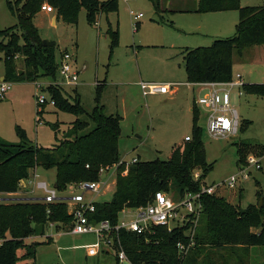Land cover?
<instances>
[{
	"label": "rangeland",
	"instance_id": "374dc122",
	"mask_svg": "<svg viewBox=\"0 0 264 264\" xmlns=\"http://www.w3.org/2000/svg\"><path fill=\"white\" fill-rule=\"evenodd\" d=\"M8 1L14 2L0 0L1 30L9 29L18 22L8 8ZM172 1L160 0L163 19L156 14L150 0H116V10L100 11L94 18L86 10L78 9L75 23L59 16L55 8L52 12H43L41 7L47 3L44 2L40 12L33 18L41 38L56 43L58 60L65 51L75 59L79 81L74 86H63L61 90L65 95L71 98L78 95L86 113L91 112L99 100L106 114L121 117L119 155L126 162L134 158L141 161L168 160L176 146L183 144L186 137H193L195 101L209 92L205 85L196 86L194 91L191 85L188 86L181 52L188 47H209L215 36L208 30L209 22L200 20L203 18L202 13H175L169 10L175 7L176 1L171 6ZM241 4L264 6V0H241ZM132 14H142L143 17L137 23ZM54 16L56 22L53 24ZM237 23L231 26V34L223 38L235 35ZM114 33L118 37L116 46L113 45ZM16 64L22 66V60L16 61ZM4 74L5 54L0 52V78ZM237 75L242 76L243 84H264V45H249L243 49L242 55L234 54V80ZM50 81L49 78H40L33 82H12V91L5 99H0L2 142L19 144L21 138L18 129H22L29 143L52 148L58 140L64 138L77 119L89 122L86 114L75 116L50 104L39 109V97L44 96L48 101L51 99L47 86ZM141 82L181 84L178 85V92L170 99L169 95L144 96ZM37 84L40 85L38 90ZM231 98L232 107L240 115L241 127L238 135L230 139L208 134L204 108L197 107L198 125L203 129L207 161L214 165V170L204 182L207 185L221 183L216 195L246 210L250 205H257L260 195L264 193V154L261 153L264 146V97L246 94L242 89L234 88ZM53 124H58V130L53 129ZM235 144L243 150L240 162ZM252 156L260 160L261 169L249 167L250 176L243 179L239 172L247 168L248 158ZM55 172L53 169L47 173L49 177L41 169L37 172L40 176L31 173L17 195L29 196L31 199L43 198L46 192L39 184L45 183L49 190H53L52 178ZM237 174L238 181L230 188L228 180ZM177 189L172 184L170 194L177 195ZM115 190L116 184H112L99 194L88 193L86 197L96 202H105L111 200ZM71 193L77 194L80 191L68 186L60 196H70ZM7 198L5 201L9 203L12 199ZM134 215V210H128L121 213L119 218L131 220L135 218ZM73 225L74 221L71 226L60 231L58 225H50L44 236L28 239L27 244L37 243L36 253L34 258H22L23 264H117L116 255L112 251L106 250L97 256H90L88 246L97 241V236L94 233L74 234ZM239 250L236 249L237 255H241L246 263L264 262V247L248 248L246 255ZM24 251L19 250V257H23ZM220 253L226 258L227 264H237L239 261L237 255L229 251ZM215 260L219 264L224 262V259L217 257ZM119 264L131 263L123 260Z\"/></svg>",
	"mask_w": 264,
	"mask_h": 264
},
{
	"label": "trees",
	"instance_id": "16d2710c",
	"mask_svg": "<svg viewBox=\"0 0 264 264\" xmlns=\"http://www.w3.org/2000/svg\"><path fill=\"white\" fill-rule=\"evenodd\" d=\"M150 1L156 14L161 16L163 10L160 0ZM44 2L72 23L77 21L78 9L86 10L92 18L100 11L117 9L116 0L8 1V8L18 22L9 29H0V52L5 54L6 81L33 82L40 78H57L56 43L42 39L33 21ZM225 11L239 13L233 37L217 38L209 47L182 49L190 83L229 82L233 78L234 54L242 55L243 49L249 45H264V6H242L241 0H199L196 9L197 13ZM117 43L118 37L114 33L113 45ZM18 60H22L20 67L16 64ZM19 69L24 71L22 75H19ZM241 89L246 94L264 97V84H243ZM48 91L55 101L56 109L75 116L86 114L89 122L77 119L64 138L58 140L52 148L29 143L22 129H18L21 138L19 144L0 140V195L5 200H8L6 195L19 191L22 182L26 183L35 169H55L54 188L61 193L71 185L98 181L102 166L113 165L120 160L119 141L122 130L119 115L106 114L99 100L97 106L86 113L78 95L71 98L54 86L49 87ZM193 113L194 132L191 140L176 146L168 160L141 161L138 158L126 176L119 173L111 200L95 202L94 212L88 213L91 223L109 221L114 227L123 210L146 207L156 192L170 194L172 184L178 187L177 195L196 193L203 185H207L204 180L214 170V165L207 161L203 129L198 125L197 107ZM52 127L58 130V124ZM237 148L240 162L243 150ZM261 150L264 154V146ZM124 169L121 167L120 172ZM196 171L201 172L198 180L194 178ZM261 199L263 204L260 207ZM260 200L257 205L241 210L224 197L206 194L200 200L202 208L196 226L189 222L171 233L158 227L143 235L120 231L115 246L117 264L120 263V252H124L131 264H219L215 257L224 259L220 264H227L221 251L237 255L236 249H241L239 251L246 255L248 248L264 247V193L260 195ZM73 221L70 208L63 201L45 203L29 198L0 203V264H18L22 258H34L37 243L27 244L28 239L44 236L50 225H58L60 231L71 226ZM193 227L194 234L191 237ZM178 245H182L183 249L180 250ZM20 249L25 250L23 257L18 255ZM237 258V264H250L241 255H237Z\"/></svg>",
	"mask_w": 264,
	"mask_h": 264
},
{
	"label": "built area",
	"instance_id": "2783aa9c",
	"mask_svg": "<svg viewBox=\"0 0 264 264\" xmlns=\"http://www.w3.org/2000/svg\"><path fill=\"white\" fill-rule=\"evenodd\" d=\"M42 11L52 12L54 9L49 4H44L41 7ZM133 15V14H132ZM143 17L142 14L133 15L134 20L138 23ZM136 23V24H137ZM97 24V23H95ZM79 81V72L75 66V59L67 51L62 52L58 60L57 78L51 80L47 84L48 88L51 86L62 89L63 86H74ZM177 86V84H173ZM209 88L207 95L200 97L195 101L196 107L201 106L204 108L207 132L213 137H222L230 139L236 137L240 132L241 120L238 111L231 105V92L234 88L241 89L243 82L242 76L237 75L236 80L232 78L229 82L225 83H202ZM141 89L144 96L152 95H166L172 91V84L156 83V82H141ZM40 87L37 84V90ZM12 91V82L4 79L0 80V99L3 100ZM39 109L50 104L55 107V101L51 98L49 101L41 96L38 98ZM190 137H186L185 141H190ZM138 162V158L132 159L131 162H126L120 159L118 163L108 166H102L99 170L100 179L96 182H82L78 185H71L76 187L80 193L68 196H60L54 187L49 190L45 183H40L39 186L43 187L46 195L43 198H36L45 203H53L56 201H63L69 204L70 213L74 218V225L72 232L74 234H87L94 233L97 236V241L89 245L90 256H97L100 253L112 251L115 253L116 240L120 231H127L143 235L153 232L154 228H164L168 233L173 232L176 228H181L192 222L194 226L198 223V217L201 212V197L203 195L216 194L217 190L222 186L221 183L213 185H203L199 192H185L172 196L165 192H156L152 201L144 208L125 209L121 213H126L128 210H134V219L127 220L124 218L117 223L116 226H111L109 221H102L100 223H91L88 219V213L94 212L96 201L87 199L88 193L99 194L105 188H109L112 184L116 183L119 173L126 176L129 168ZM247 168L239 172L243 179L250 176L249 167L261 169L260 160L255 157H249L247 161ZM125 167L120 172V168ZM36 175V174H34ZM37 176V175H36ZM238 174L233 175L228 180L230 188H233L238 181ZM201 177V172L196 171L194 178L198 180ZM5 202V199L0 195V203ZM120 213V214H121ZM194 234V227L190 231L191 237ZM180 250L183 249L182 245H178ZM120 261L127 260L124 252L118 254Z\"/></svg>",
	"mask_w": 264,
	"mask_h": 264
},
{
	"label": "crops",
	"instance_id": "0c3cea01",
	"mask_svg": "<svg viewBox=\"0 0 264 264\" xmlns=\"http://www.w3.org/2000/svg\"><path fill=\"white\" fill-rule=\"evenodd\" d=\"M174 1H176L175 3V7L172 9L170 8V11H173L175 13H197L196 9L198 8L199 5V0H194L193 2H191V0H173L171 6L174 4ZM261 6V5H260ZM46 12V11H43ZM238 12L236 11H225V12H217V13H202V19L205 23L209 22L208 25V30L211 34H213L214 40L217 38H223L225 36H228L227 34H231V26H234V24H236L237 22H239V14H237ZM56 22V17H53V24ZM238 24V23H237ZM237 26V25H236ZM178 30V29H176ZM219 36V37H217ZM189 48V47H188ZM4 79V76H2L0 78V80ZM166 84H172L173 88L170 94H166V95H161V96H167L169 95L170 97L168 98H172L177 92H178V85H180L181 83H166ZM173 84H177V86H174ZM202 83H190L188 84V86L191 85L192 90H195L196 86L201 85ZM157 96V95H154ZM41 168L35 169L33 170L31 173L32 174H36L38 176H40V174H37L38 171H40ZM44 173H46L45 175L47 176L50 171H53V169L51 170H43L41 169ZM30 173V174H31ZM42 175V174H41ZM49 177V175L47 176ZM55 180H56V172L54 174V177L52 178V185L54 187L55 184ZM18 193H14V194H10L6 197L11 198L12 200H20V199H29L31 197L29 196H18ZM23 264V262H22Z\"/></svg>",
	"mask_w": 264,
	"mask_h": 264
},
{
	"label": "water",
	"instance_id": "95a60500",
	"mask_svg": "<svg viewBox=\"0 0 264 264\" xmlns=\"http://www.w3.org/2000/svg\"><path fill=\"white\" fill-rule=\"evenodd\" d=\"M18 73H19V75H22V74L24 73V71H23V70H21V69H19V70H18ZM22 184H23V185H25V183H24V182H22ZM262 204H263V199H261V200H260L259 206L261 207V206H262Z\"/></svg>",
	"mask_w": 264,
	"mask_h": 264
}]
</instances>
